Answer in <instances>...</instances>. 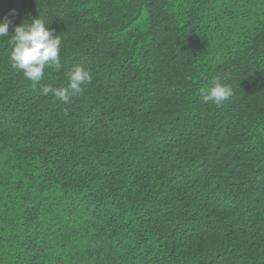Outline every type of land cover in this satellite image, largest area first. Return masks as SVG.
<instances>
[{
  "label": "trees",
  "instance_id": "obj_1",
  "mask_svg": "<svg viewBox=\"0 0 264 264\" xmlns=\"http://www.w3.org/2000/svg\"><path fill=\"white\" fill-rule=\"evenodd\" d=\"M5 17L0 264H264V0H0ZM33 17L61 38L36 83L9 59ZM76 65L92 81L68 104L41 93Z\"/></svg>",
  "mask_w": 264,
  "mask_h": 264
},
{
  "label": "clouds",
  "instance_id": "obj_2",
  "mask_svg": "<svg viewBox=\"0 0 264 264\" xmlns=\"http://www.w3.org/2000/svg\"><path fill=\"white\" fill-rule=\"evenodd\" d=\"M11 24L12 21L8 17L0 21V38L9 37ZM47 24L44 19L33 17L30 23L14 26L10 36L11 66L34 83L43 78L46 68L59 71L62 67L61 38L54 33V30L47 27ZM66 76L68 79L66 86L54 88L45 85L41 88V93L43 95L52 93L58 100L68 104L73 95L82 91V86L92 81L90 71L81 65L74 66ZM232 91L231 86L213 79L209 85L201 87L200 94L203 102H211L219 106L232 95Z\"/></svg>",
  "mask_w": 264,
  "mask_h": 264
}]
</instances>
